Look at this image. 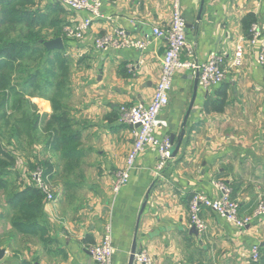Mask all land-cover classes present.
Returning a JSON list of instances; mask_svg holds the SVG:
<instances>
[{
	"label": "crops",
	"instance_id": "0c3cea01",
	"mask_svg": "<svg viewBox=\"0 0 264 264\" xmlns=\"http://www.w3.org/2000/svg\"><path fill=\"white\" fill-rule=\"evenodd\" d=\"M39 3L44 10L56 4ZM181 8L194 58L205 61L210 52L225 58L228 72L220 86L226 89L225 110L205 111L213 90L207 93L198 85L195 90L194 75L178 72L155 130L158 138H177L184 130L176 155L155 177V154H142L129 182L112 200L113 175L123 168L132 143V127L120 122L119 109L147 105L153 95L165 44L151 30L168 27L169 1L103 0V18L93 21L83 41L66 39L62 32L57 38L50 34L45 42L60 39L62 48L48 51H61L71 62L73 90L67 92L65 106L79 134L81 157L65 169L56 152L39 145L43 156L35 160L51 166L47 180L54 196L52 202L44 199L43 236L16 234V247L0 246L5 250L0 264H93L88 250L101 242L107 223L112 227L113 264H129L134 241L135 252L146 251L155 264H251L248 252L254 244L264 256V222L254 220L237 229L202 209L207 228L199 234L192 232L188 207L194 192L216 198L212 182L219 180L231 187L240 216L252 214L258 199H264V124L258 126L264 122V73L256 63L258 46L245 43L242 66L229 67L235 44L244 38L243 16L253 12L264 31V0H181ZM51 10L46 9L61 31L87 17L62 7ZM117 28L145 41V49H94L95 37ZM43 104L39 114L48 116L50 106ZM9 231V223L0 228V233Z\"/></svg>",
	"mask_w": 264,
	"mask_h": 264
},
{
	"label": "built area",
	"instance_id": "2783aa9c",
	"mask_svg": "<svg viewBox=\"0 0 264 264\" xmlns=\"http://www.w3.org/2000/svg\"><path fill=\"white\" fill-rule=\"evenodd\" d=\"M170 19L165 29L152 28L155 39L162 40L165 51L161 59V68L153 95L147 105L123 106L120 111V122L132 127V143L125 158V164L112 178L111 195L115 199L120 190L127 185L132 172L136 168L138 158L145 152L155 154L153 175L160 176L167 162L172 159L173 144L168 136L158 138L155 130L160 125V113L168 105L169 93L173 80L178 72H190L198 75V86L209 93L220 87L226 80L227 69L225 58L218 52H210L205 61H197L186 40V23L182 15L181 0H168ZM65 11L77 14L84 12L87 17L82 18L73 25L63 27L66 39L81 42L89 32L93 21L101 20L103 0H54ZM245 43L258 46L256 58L257 65L264 73V31L257 23L251 26L250 38H241L234 47L230 59V68L238 69L242 66ZM93 47L99 52L118 50L122 48H136L144 50L146 42L132 39L122 29H114L108 34L97 36L93 39ZM185 54V58L181 56ZM31 184L40 190L47 202L54 201L50 185L43 170L30 175ZM214 188L218 191L216 198H210L201 192H194L189 199L190 224L202 234L206 231V224L200 218V211L207 209L219 218L237 229H244L254 220L264 222V199L259 198L252 214L240 216L239 203L232 197L231 187L224 181H213ZM89 255L93 264H113L115 248L112 243V227L107 223L103 229L102 240L99 244L89 248ZM261 253L257 244L250 247L248 260L255 264L260 260ZM134 263L155 264L146 251L134 253Z\"/></svg>",
	"mask_w": 264,
	"mask_h": 264
},
{
	"label": "trees",
	"instance_id": "16d2710c",
	"mask_svg": "<svg viewBox=\"0 0 264 264\" xmlns=\"http://www.w3.org/2000/svg\"><path fill=\"white\" fill-rule=\"evenodd\" d=\"M39 1L0 0V119L6 116L7 111H20L21 103L26 101V93L19 90L12 80L14 73L24 75L23 88L25 91L30 90L27 95L33 97L34 94H39L37 97L47 100L51 110L48 116L40 115L37 110L28 114L24 122L25 136L31 143L38 141L34 134L37 135L39 125L45 121V134L42 132L44 148L49 152H56L59 159L66 162L67 169L69 164L78 163L81 157L79 134L73 130L67 108L62 104V100L67 96L63 89L70 76L71 62L63 52L48 51L44 48L43 43L50 36H42L41 31L44 28L52 30L53 38L62 36L60 22L54 21L46 11L52 9V13L56 12L60 6L54 4L44 10L40 8ZM256 22L257 17L253 12L243 16L240 24L244 38H250L251 26ZM32 58L31 62L36 65L30 69L26 61ZM226 101V89L219 87L213 90L211 96H207L204 109L222 113L227 106ZM15 123L16 126H11L9 135L19 139L22 136L18 126L21 122ZM2 146L0 138V191L7 189L5 176L10 174V169L14 166V158L6 154ZM43 167L45 175L48 176L51 166L45 163ZM35 168L36 164L28 163L29 171ZM44 199L45 195L32 184L23 183L21 190L15 189L9 194L7 203L12 212L9 224L16 234L31 237L39 234L42 239L44 229L40 221L44 216ZM20 264L31 263L22 261ZM255 264H264V256L261 255Z\"/></svg>",
	"mask_w": 264,
	"mask_h": 264
},
{
	"label": "rangeland",
	"instance_id": "374dc122",
	"mask_svg": "<svg viewBox=\"0 0 264 264\" xmlns=\"http://www.w3.org/2000/svg\"><path fill=\"white\" fill-rule=\"evenodd\" d=\"M63 33V30L61 31ZM52 33V30H48V28H44L41 31L42 36L48 37ZM45 48V47H44ZM46 49V48H45ZM33 60L30 59L26 61V64L30 65V69L32 67H35V62H31ZM71 76H69L68 82L65 85L63 92L67 93L69 90H73L72 84H71ZM13 84L19 89L25 92V99L26 101H23L21 103L22 107L20 111L16 113H12L11 111H7L6 116L3 117V119H0V138L2 139V147L3 151L11 155L14 158V166L10 169V174L5 176V180L7 181V189L0 191V228H5L6 224L9 223V219L12 215V212L10 211L8 207L7 200L9 198V194L16 190H21L23 187V183L25 180H30V175L32 173L38 172L39 170L44 171V167L37 163L35 159H38L39 157H42V145L43 143V130L45 131V121L43 124H40L38 127L37 135L34 134V138H38L39 140L35 143L29 142V140L25 136L26 131V125L25 120L28 118V114H32L34 111L37 110L39 113V110H43L42 104L45 103L46 105L49 104L47 100L42 99L41 97H37L34 94V96H28L27 93H30L29 91H25L23 88V83L25 81L24 75H19L17 73H14L12 75ZM40 93V91H39ZM62 104L65 105V99L62 100ZM43 104V105H45ZM67 108V107H66ZM50 115V114H49ZM1 116V115H0ZM15 121H20L19 128L22 131V136L19 139H16L9 135V132L11 130V126L15 125ZM264 124L263 121L258 122V126ZM254 125V124H253ZM43 132V133H42ZM45 134V133H44ZM254 136V134L252 135ZM33 138V139H34ZM38 146V148H37ZM34 163L36 164V168L34 170L29 171L28 170V163ZM19 174V175H18ZM2 230V229H1ZM11 242H14L12 245ZM5 245L7 248H14L17 246L16 244V233L14 231L9 232H2L0 233V246ZM16 245V246H15Z\"/></svg>",
	"mask_w": 264,
	"mask_h": 264
},
{
	"label": "water",
	"instance_id": "95a60500",
	"mask_svg": "<svg viewBox=\"0 0 264 264\" xmlns=\"http://www.w3.org/2000/svg\"><path fill=\"white\" fill-rule=\"evenodd\" d=\"M44 46H45L46 50H53V49H61L62 48L60 39H57V40H54V41H50V42H45ZM194 77H195V90H196L197 89V85H198V75L195 74ZM186 120H187V115L185 116V118L183 120L182 128H184ZM183 135H184V130H182V132L179 134V136L177 138L174 135L170 136V140H171L172 144H174V148H173V151H172V158L176 155V153H177V151H178V149H179V147L181 145V142H182V139H183ZM192 232L195 233V228L194 227H192ZM135 250H136V246H135V241H134L133 245H132V248H131L129 264H134V253H135ZM4 255H5V250L4 249H0V261L3 259Z\"/></svg>",
	"mask_w": 264,
	"mask_h": 264
}]
</instances>
